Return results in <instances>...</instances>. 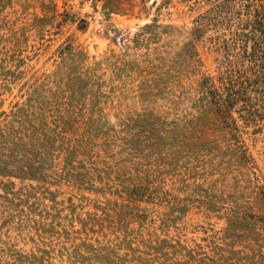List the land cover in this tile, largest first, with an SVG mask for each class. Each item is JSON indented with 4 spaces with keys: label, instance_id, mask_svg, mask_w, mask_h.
<instances>
[{
    "label": "rangeland",
    "instance_id": "obj_1",
    "mask_svg": "<svg viewBox=\"0 0 264 264\" xmlns=\"http://www.w3.org/2000/svg\"><path fill=\"white\" fill-rule=\"evenodd\" d=\"M255 3L0 0V264H264V99L200 85Z\"/></svg>",
    "mask_w": 264,
    "mask_h": 264
},
{
    "label": "trees",
    "instance_id": "obj_2",
    "mask_svg": "<svg viewBox=\"0 0 264 264\" xmlns=\"http://www.w3.org/2000/svg\"><path fill=\"white\" fill-rule=\"evenodd\" d=\"M253 7L256 25L230 31L231 41L217 39L205 48L215 74H201L200 85L220 120L231 123L235 112L252 120L253 96L264 99V0H256Z\"/></svg>",
    "mask_w": 264,
    "mask_h": 264
}]
</instances>
